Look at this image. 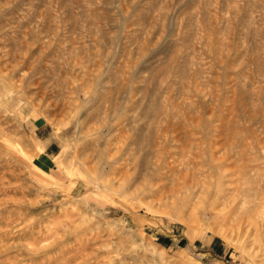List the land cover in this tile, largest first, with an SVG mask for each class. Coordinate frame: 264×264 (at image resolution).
Listing matches in <instances>:
<instances>
[{
    "label": "rangeland",
    "instance_id": "obj_1",
    "mask_svg": "<svg viewBox=\"0 0 264 264\" xmlns=\"http://www.w3.org/2000/svg\"><path fill=\"white\" fill-rule=\"evenodd\" d=\"M0 264H264V0H0Z\"/></svg>",
    "mask_w": 264,
    "mask_h": 264
}]
</instances>
